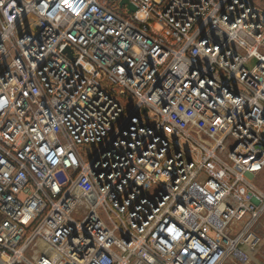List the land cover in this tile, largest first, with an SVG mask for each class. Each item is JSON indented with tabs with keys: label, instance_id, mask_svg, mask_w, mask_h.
Instances as JSON below:
<instances>
[{
	"label": "built area",
	"instance_id": "2783aa9c",
	"mask_svg": "<svg viewBox=\"0 0 264 264\" xmlns=\"http://www.w3.org/2000/svg\"><path fill=\"white\" fill-rule=\"evenodd\" d=\"M121 1L0 0V260L248 264L264 11Z\"/></svg>",
	"mask_w": 264,
	"mask_h": 264
},
{
	"label": "rangeland",
	"instance_id": "374dc122",
	"mask_svg": "<svg viewBox=\"0 0 264 264\" xmlns=\"http://www.w3.org/2000/svg\"><path fill=\"white\" fill-rule=\"evenodd\" d=\"M252 4L259 7L264 11V1L262 0H250ZM83 152H89L90 148L85 146L82 148ZM258 188L264 191V170L256 176L253 180ZM255 249L250 254V260L248 264H264V217L261 219L259 225L256 227L254 232H252ZM226 264H234L232 262H228Z\"/></svg>",
	"mask_w": 264,
	"mask_h": 264
},
{
	"label": "water",
	"instance_id": "95a60500",
	"mask_svg": "<svg viewBox=\"0 0 264 264\" xmlns=\"http://www.w3.org/2000/svg\"><path fill=\"white\" fill-rule=\"evenodd\" d=\"M262 1H264V0H262ZM123 4H127L128 5L130 12H134L135 11V8L128 3V0H122L120 2V6H122ZM0 264H3V262L1 260H0Z\"/></svg>",
	"mask_w": 264,
	"mask_h": 264
}]
</instances>
